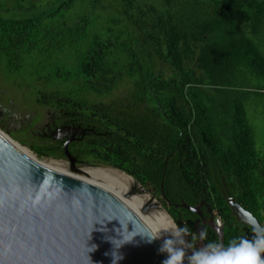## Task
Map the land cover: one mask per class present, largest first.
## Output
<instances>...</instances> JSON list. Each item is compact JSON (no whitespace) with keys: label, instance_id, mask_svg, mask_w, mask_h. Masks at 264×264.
<instances>
[{"label":"trees","instance_id":"1","mask_svg":"<svg viewBox=\"0 0 264 264\" xmlns=\"http://www.w3.org/2000/svg\"><path fill=\"white\" fill-rule=\"evenodd\" d=\"M262 31L264 0H0V72L90 130L67 146L77 165L125 173L194 233L177 204L203 201L226 245L251 234L221 191L264 226V117L251 115L264 106ZM0 128L37 158L65 159L31 128Z\"/></svg>","mask_w":264,"mask_h":264},{"label":"water","instance_id":"2","mask_svg":"<svg viewBox=\"0 0 264 264\" xmlns=\"http://www.w3.org/2000/svg\"><path fill=\"white\" fill-rule=\"evenodd\" d=\"M74 131L83 137L90 130L79 126ZM70 141L63 143L65 159L57 161L77 171L76 159L67 149ZM13 142L0 131V264H114V257H119L115 264H162L167 258L157 239L149 242L139 235L149 234V228L115 195L93 182L41 166ZM163 177L160 192L166 199ZM221 195L252 239L257 220L225 191ZM177 205L196 216V234L205 224L223 243V225L202 215V208L210 214L207 204ZM134 235L120 246L122 236ZM204 245V240H197V248Z\"/></svg>","mask_w":264,"mask_h":264},{"label":"clouds","instance_id":"3","mask_svg":"<svg viewBox=\"0 0 264 264\" xmlns=\"http://www.w3.org/2000/svg\"><path fill=\"white\" fill-rule=\"evenodd\" d=\"M253 232L252 239L233 238L226 245L208 241L202 248H197L196 242L206 240V229L196 234L187 224L180 227L174 221L168 227L150 231L147 235H139L146 236L151 242L160 239L163 233L168 234L169 238L163 240L159 249L161 253H167V258L162 261V264H185L186 260L187 264H264V226L257 222L253 225ZM136 235L130 239H124L122 236L120 246L130 242ZM188 236L191 237L190 241L185 239ZM187 249H191V255L187 253ZM118 258L114 257V264Z\"/></svg>","mask_w":264,"mask_h":264},{"label":"rangeland","instance_id":"4","mask_svg":"<svg viewBox=\"0 0 264 264\" xmlns=\"http://www.w3.org/2000/svg\"><path fill=\"white\" fill-rule=\"evenodd\" d=\"M3 2L5 0H2ZM104 27L106 28V23L104 24ZM258 46L262 52H264V31L260 33V37H258ZM8 75V73H7ZM6 73L0 72V111L4 113L3 121L2 123L6 125V129L9 130H26L30 129L33 131L34 129L42 126L46 120H47V110L43 109L39 106H37L33 102V96L31 95L30 91L31 89L29 87H22L21 89L17 88V84L20 83L19 78H15L16 75H8V77L11 79V82L7 83L5 80ZM5 79V80H4ZM255 113H252L251 115H260L264 117V106L261 104L255 105ZM10 118V119H9ZM9 120V122H8ZM260 121H263V119L260 118ZM8 122V123H7ZM28 130V133L30 132ZM0 131L3 134H7L2 128H0ZM24 147V146H23ZM26 148V147H25ZM38 160L44 161L45 163H49V161H55L57 160L51 159V158H37ZM86 167L85 165H77V171H72L67 164L65 166L63 165V168L59 167L58 169H55L56 171H60L66 174H69L71 176L84 179V180H90V178L86 175H84L80 169ZM93 168H102V169H108V170H115L119 173H123L113 167L110 166H103V165H93L90 166ZM125 174V173H123ZM126 175V174H125ZM128 176V175H126ZM133 179V178H132ZM134 183L128 182L127 188L134 192L133 194L139 198L144 199L147 206H152V201L155 202L157 208L165 212L162 205L157 200L156 196L152 193H150L148 190L143 188L139 183H137L133 179ZM145 194H144V193ZM143 201V200H142ZM160 205V206H159ZM156 209V208H155ZM154 209H148V212H151ZM166 213V212H165ZM186 239V237H185ZM186 241H188L186 239Z\"/></svg>","mask_w":264,"mask_h":264},{"label":"bare ground","instance_id":"5","mask_svg":"<svg viewBox=\"0 0 264 264\" xmlns=\"http://www.w3.org/2000/svg\"><path fill=\"white\" fill-rule=\"evenodd\" d=\"M12 144L24 155H26L27 157H29L30 159L45 168L56 171L55 169H58L59 167L63 168V165L65 166V163L60 161L55 162L51 160L49 161V163H45L44 161L38 160L32 152H30L27 148L21 146L20 144L16 143L15 141ZM80 171L90 178V180L87 181L93 182L103 187L104 189L115 195L119 200H121L130 210H132L139 217V219L149 228L150 231H154L158 228L168 227L172 222L165 212L157 208L158 205H156L154 201H152L151 203L152 206L149 207L146 205L144 199H142V201L141 199L137 198L133 194L134 192H131L126 187L128 182L134 183L131 177L126 176L123 173H119L115 170H108L102 168L84 167L80 169ZM150 208L154 210L147 213L148 209ZM165 238H169L167 233H163L161 235V238L157 240L162 245L163 240ZM186 251L189 255H191V249H187ZM185 264H187V260L185 261Z\"/></svg>","mask_w":264,"mask_h":264},{"label":"flooded vegetation","instance_id":"6","mask_svg":"<svg viewBox=\"0 0 264 264\" xmlns=\"http://www.w3.org/2000/svg\"><path fill=\"white\" fill-rule=\"evenodd\" d=\"M47 120L46 122L34 129L36 131V135L39 137H41L42 139L45 140H51L52 142H58L61 143L63 146V143L65 142L66 139L71 140L68 144L74 143L76 141H79V135L75 134L77 132H75V127H79V126H75L74 122H60L53 113L47 112ZM3 117H4V113L2 111H0V121H3ZM10 119V118H9ZM5 127H7L5 125ZM8 128V127H7ZM82 128V127H81ZM85 129V128H83ZM33 134V133H32ZM64 134V135H63ZM73 135V137H71V135ZM205 210V211H204ZM210 211V210H209ZM202 215L205 218V220H208L210 218V216H212V213L210 211V214L207 212L206 209H202ZM220 225H222L220 223ZM207 226V225H203Z\"/></svg>","mask_w":264,"mask_h":264},{"label":"built area","instance_id":"7","mask_svg":"<svg viewBox=\"0 0 264 264\" xmlns=\"http://www.w3.org/2000/svg\"><path fill=\"white\" fill-rule=\"evenodd\" d=\"M218 222H219V223H218ZM214 223H215V225L220 226V220H219V218L215 219V220H214Z\"/></svg>","mask_w":264,"mask_h":264}]
</instances>
